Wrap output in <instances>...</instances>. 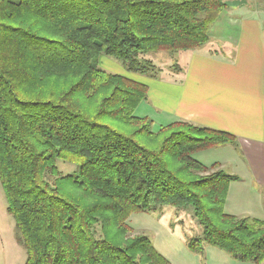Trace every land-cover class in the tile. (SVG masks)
Wrapping results in <instances>:
<instances>
[{
    "label": "trees",
    "instance_id": "16d2710c",
    "mask_svg": "<svg viewBox=\"0 0 264 264\" xmlns=\"http://www.w3.org/2000/svg\"><path fill=\"white\" fill-rule=\"evenodd\" d=\"M225 0H0V185L24 264H172L132 213L190 205L200 238L264 260V220L224 211L237 179L195 152L235 145L226 131L133 114L148 86L102 70L101 53L147 74L151 51L205 44ZM117 122L128 131H121ZM57 160L74 163L63 174Z\"/></svg>",
    "mask_w": 264,
    "mask_h": 264
},
{
    "label": "crops",
    "instance_id": "0c3cea01",
    "mask_svg": "<svg viewBox=\"0 0 264 264\" xmlns=\"http://www.w3.org/2000/svg\"><path fill=\"white\" fill-rule=\"evenodd\" d=\"M263 1L237 0V18H220L234 3L227 0L202 45L210 52L191 54L201 65L192 61L168 83L155 80L140 103L145 112L141 116L157 118L160 124L186 121L231 133L235 145L204 150L212 157L206 165L216 163L218 169L237 176L229 183L224 211L260 220H264Z\"/></svg>",
    "mask_w": 264,
    "mask_h": 264
},
{
    "label": "rangeland",
    "instance_id": "374dc122",
    "mask_svg": "<svg viewBox=\"0 0 264 264\" xmlns=\"http://www.w3.org/2000/svg\"><path fill=\"white\" fill-rule=\"evenodd\" d=\"M228 1H234V3L228 5V8L223 11L220 18H223L225 15L237 18V0ZM225 2L227 3V0ZM205 51L207 50L200 46L197 49L189 51H151L141 54L139 55L140 61H150L152 64V66H148L147 74L131 71L122 60L103 53L98 57V65L104 71L124 75L148 86L156 83L157 81L155 80L168 83L169 80L176 77L174 74H178L180 71L184 72L187 67L186 65L192 64L191 54L196 52L203 53ZM212 53L215 56L219 55V52ZM193 64L201 65L197 61H193ZM141 104L133 111L134 115L141 116V113H145L142 110ZM146 117L152 121L149 126L152 131H157L162 125L167 124H160V121L152 116ZM113 124L121 131H128L130 129L128 127L124 128L122 124L117 122ZM208 153L209 151H198L192 157L196 161L206 165L207 161L212 160V157L207 155ZM208 163L210 164L211 162ZM56 165L63 174L78 173V166L74 163L57 160ZM127 224L132 228L134 235H147L155 248L172 264H254L250 261H241L207 244H202L200 252L190 250L187 247V242L191 239L200 238L203 231L202 225L194 216L190 205L181 208L164 205L157 207L156 210L132 213L127 220ZM25 258L24 247L16 239L14 220L6 211V200L0 185V264H24Z\"/></svg>",
    "mask_w": 264,
    "mask_h": 264
}]
</instances>
